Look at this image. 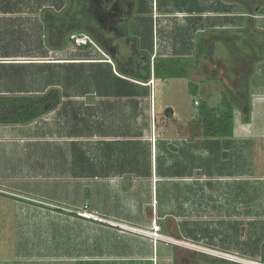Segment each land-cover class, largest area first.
<instances>
[{"label":"rangeland","instance_id":"rangeland-1","mask_svg":"<svg viewBox=\"0 0 264 264\" xmlns=\"http://www.w3.org/2000/svg\"><path fill=\"white\" fill-rule=\"evenodd\" d=\"M35 5L22 0L18 6L24 33L4 51L20 54L23 58L13 60L27 64L0 66V92H35L50 82L63 101L32 125L37 132L30 135L49 139L32 140L39 161L34 166L26 168L31 152L22 149L26 155L17 161L16 152L0 149V264H264V110L259 79H251L259 69L264 0H39V8ZM9 7L0 0V11ZM37 14L38 30L31 24ZM124 21L127 35L119 31ZM5 31L11 39V27ZM152 35L150 60L180 59L188 65L187 76L150 81L155 131L148 99L141 96L134 105L109 99L125 116L123 108H135L130 129L142 140L126 148L129 167L136 152L135 183L107 186L101 172L85 169L88 162L86 174L75 178L81 174L77 151L87 152L94 164L99 133H109L111 118L126 125L120 112L112 116L99 105L98 94L112 88L110 95L133 93L134 86L111 70L132 64L143 74V56L133 55V48L143 49L142 36L152 41ZM74 36L94 44L77 47ZM138 89L136 96L143 92ZM244 89L248 121L234 104ZM202 102L217 108V115L232 111L235 139L226 140V157L201 141L196 109ZM155 140L160 163L151 178L149 144ZM63 143L66 154L56 147ZM54 152L56 164L47 167ZM51 203L63 209L87 204L95 217L85 222L79 214L56 213Z\"/></svg>","mask_w":264,"mask_h":264},{"label":"crops","instance_id":"crops-1","mask_svg":"<svg viewBox=\"0 0 264 264\" xmlns=\"http://www.w3.org/2000/svg\"><path fill=\"white\" fill-rule=\"evenodd\" d=\"M6 5L11 6L12 8H10L9 10H2L0 11V64H14V65H20V64H24L18 60H13V59H21L23 58V56H21L18 53H6V51H4L5 48H7V45L9 43V41H12L13 38L17 39V36H19V38H22V35L24 33L23 31V17H22V12H20L18 10V6L21 5L22 0H13L14 3L11 4V0H2ZM37 7L39 8V0H35ZM35 5V6H36ZM4 9V8H3ZM39 10V9H36ZM33 14V12L31 13ZM39 17L40 15L37 14V17L35 19H32V25H36V30H38V26H39ZM35 20V22H34ZM133 22V19H132ZM139 22H143L142 20H139ZM126 25V33H124V35H127L129 33V31L127 30V22L124 21L123 22V26ZM8 27H11V39H8V37L6 38V36H8L7 34V30ZM259 29L264 31V13L259 15ZM121 30V28L119 29V31ZM33 31V28H32ZM32 31H29V33H32ZM153 32V30H152ZM2 33L3 36H2ZM27 37H29V39L32 38V34L28 35ZM37 42V47L39 45L38 40H36ZM33 43V42H32ZM260 43V48L259 49H263L264 50V35H261V38L259 40ZM94 44V43H93ZM87 46V45H86ZM83 47V46H82ZM1 50H3L4 52H2ZM134 50V48H133ZM154 49H153V35H152V52L150 53V56L153 55ZM105 62H99V64H104ZM27 64V63H25ZM107 65V64H106ZM259 69H256L255 72L253 73L251 79L252 81H254L255 79L259 81H257L256 85L259 86V107L263 108L264 110V54H262L259 57ZM140 74V73H138ZM152 81V84L154 83V78L152 76V79L150 80ZM150 81L148 84H146V86L149 88V95H145V93H142L141 95H138L137 97H119V96H113L108 94H98V98H101V103H99V105L103 106V108H105L104 110L111 109V113L112 116L115 115L116 113L118 114L119 112H122V108H118L115 111L113 110V103H110V98H113L114 101L117 100L118 102L122 101H127V105L129 104H137V100L139 99V97L143 96L142 99H148L149 100V104L151 106L152 103V118L150 117V129H153V131H155V98H154V91H153V85L151 86ZM63 101V100H62ZM97 101V100H96ZM154 103V105H153ZM87 105H90L91 103L87 101L86 103ZM154 106V107H153ZM82 108V106H81ZM197 110V109H196ZM114 111V112H113ZM150 112H151V108H150ZM52 113V112H51ZM123 113H126V116L124 114L121 113L122 115V119L124 121V123H126V125H121L120 126V119H118L117 121H115L113 118H111L112 122L110 121L109 124H112V126L109 129V133L107 132H101L99 133V137L101 139L100 141V147L99 150L97 151V159L96 162L93 164L91 163L89 157H87V152L82 151L81 149L77 151L76 158L75 160H78L79 163V169H81V174H73L72 176H74L75 178L82 176L83 174V168L85 167V164L88 162V167L86 168H93L95 169V171H99L101 172L100 174V179L104 182V184L106 183V185H117V184H124L125 182H127L128 180V184H134L135 183V174H136V167H137V161H136V152L133 155V157L135 159H133V164L129 167V162H130V157H129V153H126L127 151L130 150H126V148L131 145V146H135L137 145V140H142V136L137 137L136 133H134L132 131V129H130L131 127L133 128V126L136 124L135 118V108L132 107L126 109L123 108ZM172 114V112H171ZM175 114V113H174ZM252 114V113H251ZM170 115V113L168 114ZM181 119H184L183 117ZM180 123H183V120H180V118L178 119ZM133 121V122H132ZM37 121H34L32 123L29 124H25V125H0V149L2 148H9V150L11 152H16L18 154V160L20 161V157L23 155H26L24 153V151L26 150L27 152H31L30 157H28V162H27V166L26 168L30 165L34 166V162H39L38 160L34 159V149H37V147H34V142L33 141H46L49 140L48 139V135L46 138H43L41 135H36L37 137H33L32 135H30V133H36L37 131H33L32 130V125H34ZM151 122L153 124V128L151 125ZM111 131V132H110ZM132 131V132H131ZM235 130H233V136L232 137H225V138H220V139H216L214 140L215 145V152L218 154V152H223L222 155L224 153L227 154L225 147L229 146V141L226 140H233L235 139ZM25 133H28L27 136L25 137ZM96 135V134H95ZM87 136H89V134H87ZM183 136V134H182ZM28 138V139H26ZM89 138V137H86ZM183 139V138H182ZM30 141L29 146H27V148L23 147V143L25 144L26 141ZM50 140H54L57 141L56 139H50ZM205 139L201 140L204 141ZM73 142L75 140H72ZM150 141V140H149ZM152 141V140H151ZM184 142V140H182ZM181 142L180 146H182L184 143ZM178 144V142H177ZM71 147V144L69 145ZM157 143L156 140L155 142L153 141V144L151 142V144H149V148H150V157H151V178H152V173L154 174V170L155 168L158 169V164L160 163V155L158 157L159 161L157 160ZM56 147L62 151L65 152V154L67 153V144L63 143V144H57ZM178 147V146H177ZM176 147V148H177ZM181 148V149H182ZM24 149V151L22 150ZM73 149V148H72ZM205 149V148H204ZM71 150V149H70ZM75 150V149H74ZM77 150V149H76ZM75 150V151H76ZM121 151V152H120ZM177 151V150H176ZM214 151V150H213ZM48 152V150H47ZM21 153V154H20ZM57 152H54L52 159L44 162L45 165L47 166L48 162H51V166L53 164H56V154ZM184 155V149L181 152ZM190 153L192 154V151H190ZM193 155V154H192ZM35 160V161H34ZM74 160V161H75ZM183 160V159H182ZM39 164V163H38ZM40 165V164H39ZM50 167V165H48ZM47 166V167H48ZM169 165H166L165 168H168ZM30 169V166H29ZM75 170V169H74ZM122 173V174H121ZM89 174H93V171H91ZM87 174V175H89ZM120 175H122L123 177H121ZM140 176L142 178H144L141 174ZM156 176V175H155ZM44 177V176H43ZM96 177V176H94ZM164 177V175L162 176ZM107 185V186H108ZM22 195V194H20ZM118 197V196H117ZM52 206V208L56 209V213L58 212H66L68 214H77V212H83V208L84 206H88L87 204H84L83 206L80 205H72V207L70 209H63V208H58L57 206L53 205L52 203L50 204V207ZM28 207V206H27ZM89 207V206H88ZM87 207V209H88ZM34 209L40 210V211H45L47 212L48 210L42 209V208H37V206L34 207ZM85 210L86 212H89L88 210ZM92 212V211H91ZM95 214L97 212L93 211ZM82 217V216H81ZM83 218V217H82ZM112 221H116L113 218H109ZM83 221H87L85 218L83 219ZM85 229L87 230V227H85ZM85 231V230H84ZM83 240H85V243L87 241V235L83 236ZM85 261H87V255H85V258L83 259ZM82 261V260H81ZM1 263V260H0Z\"/></svg>","mask_w":264,"mask_h":264},{"label":"trees","instance_id":"trees-1","mask_svg":"<svg viewBox=\"0 0 264 264\" xmlns=\"http://www.w3.org/2000/svg\"><path fill=\"white\" fill-rule=\"evenodd\" d=\"M121 31L126 33V25L121 28ZM147 40L149 43H147ZM140 42L143 46V49L134 47L133 55L143 56V74L136 73L132 69V64H128L126 68L117 65L116 73H113L112 70L111 73L120 80L133 85L134 91L132 94L128 95L123 93L121 95L112 94L113 96L135 97L136 88H139L138 90L143 91L142 93H145V95H149V88L146 86V84L149 83V81L152 79V76L154 79L184 78L187 76L188 65L185 64L184 61L172 58L163 60L159 59L152 62L150 60L152 41L145 39V37L142 36ZM199 50H203L202 45H199ZM259 53L260 55L264 54V50L259 49ZM37 64L39 67H44L48 66L49 63ZM12 65L14 64H0L2 67H14ZM24 65L26 64L24 63L21 67H24ZM252 68V66L249 67L245 76V80L251 76L253 72ZM94 78L98 83L99 80L96 78V75ZM104 84L105 83L103 82V85ZM98 86L101 85L98 84ZM104 90H106V87ZM114 91L116 90L112 88L110 91L102 93L108 94L109 92V94H111V92ZM193 91L194 90H191V92ZM102 93L99 92V94ZM240 98L241 101H234V104L243 114L245 120L248 121L251 107L249 103V92L247 89H244L243 92H240ZM62 99L63 95L60 88L50 82L49 84H44L42 88H39V90H36L35 92L27 90L2 91L0 92V125H25L37 121L45 115L56 111L62 105ZM217 112V108L209 107L205 102H202L197 108V122L202 129V135L205 138L203 144L207 150L209 147L215 145L214 140L233 136L234 125L232 111L230 109H226L219 115H217ZM223 156L226 157L227 154L224 153ZM196 170L199 171L201 169L199 168ZM180 176L183 177L184 175L180 174Z\"/></svg>","mask_w":264,"mask_h":264},{"label":"built area","instance_id":"built-area-1","mask_svg":"<svg viewBox=\"0 0 264 264\" xmlns=\"http://www.w3.org/2000/svg\"><path fill=\"white\" fill-rule=\"evenodd\" d=\"M74 41H75V45L77 47H82V46H86L87 44H93L90 39H88L87 37H79V36H74L73 37ZM87 209V206H84L83 208V212H77L80 216L84 217V218H90L93 219L95 216H93L91 213L86 212L85 210Z\"/></svg>","mask_w":264,"mask_h":264}]
</instances>
